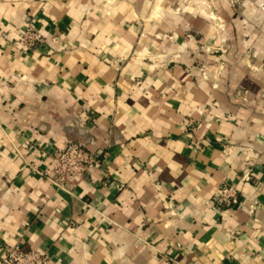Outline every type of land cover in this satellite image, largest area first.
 <instances>
[{
	"label": "crops",
	"instance_id": "1",
	"mask_svg": "<svg viewBox=\"0 0 264 264\" xmlns=\"http://www.w3.org/2000/svg\"><path fill=\"white\" fill-rule=\"evenodd\" d=\"M4 2L0 0V36L11 50L0 45V97H5V84L14 90L8 92L4 106L10 100L25 121L36 115L35 105L43 112L55 104L61 111L59 119L41 120L40 125L21 131L29 165L15 171L9 167L0 178L6 181L0 185V264L16 244L46 253L52 264H81L85 252L90 259L84 264H118L112 259L117 248L114 240L136 224L129 213L138 206L139 215H148L152 204L141 183L143 173L132 161L144 150L169 148H179L177 156L210 175L221 171L226 153L235 151L240 156L251 150L255 160L236 168L219 185L234 187L239 203L219 210L216 195H210L215 208L212 221L204 220L202 230L183 233L191 237L190 253L180 244L169 245L156 258H167L170 264L186 255L191 264L197 260L264 264V14L253 11L258 0H134L138 14L145 12V4L152 5L139 25L125 15L123 5L128 0H61L66 7L39 8L34 13L27 7L22 24L17 10L4 11ZM88 4L93 7L86 8ZM157 4L168 6L169 11L185 5L180 19L188 39L154 27ZM210 4L217 7L201 6ZM27 27L41 34L43 44L31 50L18 44L17 28L23 33ZM135 27L140 31L129 44L125 34ZM193 47L207 49L206 58L191 61L181 51ZM240 54L251 67L222 75L225 63L231 65ZM161 66L167 82L157 88ZM153 92L159 93L156 100ZM153 104L157 111H151ZM113 106L118 118L110 110ZM181 117L190 121L186 133H161L159 126L169 127V120L180 128ZM0 128L8 130L7 125ZM194 135L198 144H193ZM152 136L157 137L154 144ZM70 139L99 154L100 162L66 192L38 173L51 172L56 150ZM4 158L5 145L0 143V169L5 167ZM7 158L14 161L15 156L9 152ZM166 171L171 174L170 167ZM167 187L172 196L162 198L163 207L152 208V217L168 215L169 205L179 206L180 189L173 184ZM158 222L151 219L153 225ZM188 223L197 221L189 218ZM136 231L145 234L149 244L156 238V233L148 236L142 221ZM151 256L148 249H133L128 259L132 264H150Z\"/></svg>",
	"mask_w": 264,
	"mask_h": 264
},
{
	"label": "clouds",
	"instance_id": "2",
	"mask_svg": "<svg viewBox=\"0 0 264 264\" xmlns=\"http://www.w3.org/2000/svg\"><path fill=\"white\" fill-rule=\"evenodd\" d=\"M208 8H216L217 5H201ZM31 7L33 13L39 8L51 9L56 7H66L61 3V0H39V2H33V0H28V3H14V0H6L2 4V8L5 12H10L13 8L19 13V23H23L25 16L23 9ZM86 8L93 7L92 4L85 6ZM100 7V5H97ZM152 5L145 4V12L137 13L134 9V0H128L127 3L123 5L125 9V15L129 19H136L137 24L143 20L144 15L147 11L150 10ZM157 8V13L153 19V25L155 28H166L168 31L182 33L185 39H188V33L183 31L184 25L180 17L183 16L184 4H181L178 9L175 11H169L168 6H163L162 4L155 5ZM246 7L251 8L252 6L246 4ZM253 11H259L261 14H264V0H258V8ZM11 18V17H10ZM227 26H225V31ZM140 31V27H135L132 32L126 33L125 36L129 41V44L133 43L136 37V33ZM152 31L150 27L145 32L144 42L147 43L148 35L147 32ZM154 34V33H153ZM17 35L22 36L23 33L19 32L17 28ZM252 41L256 40V37L253 36ZM23 43V41H18ZM251 43V41L249 42ZM262 46H264V40H261ZM0 45H5V40L0 36ZM11 48L9 47V51ZM130 50L126 47V51ZM182 52H186L191 61H196L198 59L206 58L207 49L199 48H190V49H181ZM203 52V56L201 53ZM6 56L7 53H4ZM244 61V63H241ZM251 65L247 64V58L240 54L237 57L232 58V63L229 65L225 63V67L222 70V75H231L234 70H243ZM264 68V65L261 66ZM189 73L192 74L191 65L189 67ZM159 80L157 81V88L162 84H166L167 77L163 75V66H161L159 73ZM155 78V76H154ZM7 79V78H6ZM219 86V82H217ZM5 88V97H0V125H7V131H3V128H0V133L3 134L4 139L0 141L5 145V158L3 169H0V178H2L5 172L8 171V168L11 167L12 171H15L16 168L20 165H29L30 157H28L24 152V145L27 141L21 142L19 139L21 131L25 128L40 125L41 120L47 122L49 119L56 120L59 119L58 113L61 111L58 106L53 104L46 111H41L39 105L33 107V111L36 115L31 120L25 121L21 116L20 110L17 106L13 105L9 100L7 106H4V99L7 97L9 91L7 85H4ZM159 93L153 92V99L158 98ZM117 118L119 116L117 110L113 106L110 109ZM151 111H157L155 104H153ZM151 115V112H149ZM67 117H65V120ZM131 119H138L137 116H132ZM195 119V117H193ZM61 124L64 123V120L60 121ZM155 123V121H153ZM190 121H185L181 117V127L177 128L174 121L169 120V127L164 128L163 125H160L161 133L171 134L172 132H185L187 130V125ZM145 126L151 127L152 125L146 124ZM110 127V126H109ZM13 128H18L19 131H13ZM203 130V125L201 129ZM101 136L105 133H101ZM85 137V141H87ZM157 141L156 136L150 138L151 143ZM193 144H198V139L194 135ZM186 146V145H185ZM179 151V148H169V149H154L153 152H148L147 150L142 151L140 158L132 161V164L139 166V171L143 173L141 178V183L144 185L145 191L149 194L147 199L152 200V204L149 205V214L148 215H139L142 211L138 206L136 210L132 213H129L130 216L136 217V224L133 225L132 229L125 230L121 236L117 237L114 240V244L117 245L115 255L112 257L113 260H116L118 264H132L128 259V255L131 254L133 249H139L144 251L148 249L152 252L150 264H170L167 258L157 259L156 253L161 252L163 249H166L169 245L175 246L180 244L184 246L185 251H191V237L185 238L183 236L184 232H193L197 229L202 230L201 225L204 220L212 221V216L214 215L215 208L213 203L210 201V195H222L219 192V185L222 180H224L229 175H234V171L238 167H244L245 164L253 163L255 160V154L251 150H246L243 155L237 156L235 151L226 153L222 162H221V171L219 173L209 174L207 170L204 172H199L195 169L194 163H190L187 158L177 156L176 153ZM13 153L15 156L14 161H9L7 158V153ZM194 154L197 153V149H193ZM133 155L135 153L133 152ZM175 156V160L173 157ZM198 159V155H194V160ZM131 160V157L126 159V165L128 161ZM179 161V162H176ZM145 165H147L145 167ZM171 168V174L169 175L166 171L167 168ZM139 175V172L133 174V179ZM187 176V179H185ZM163 180V182H161ZM183 180V187H181V181ZM6 181L0 179V185L5 184ZM167 184L175 185L179 190L176 194V199L179 202V206L169 205V214L164 217H152L151 210L153 207H163L164 196H172V192L167 187ZM185 201L187 204L185 206ZM189 218L197 221V223H188ZM151 219H157L159 222L155 225L151 224ZM141 221L144 225L148 226V236H151L153 233H156V238L152 239V243L147 242L145 234L137 232L136 228L140 226ZM179 233V234H178ZM90 257L87 252H85L81 264H84ZM171 264H191L190 258L186 255L184 258L177 257V259ZM195 264H201V261L197 260Z\"/></svg>",
	"mask_w": 264,
	"mask_h": 264
},
{
	"label": "built area",
	"instance_id": "3",
	"mask_svg": "<svg viewBox=\"0 0 264 264\" xmlns=\"http://www.w3.org/2000/svg\"><path fill=\"white\" fill-rule=\"evenodd\" d=\"M23 43L18 44L26 50L43 44L41 34L33 28L27 27L19 38ZM52 169L48 173H38L39 176L54 185L56 188L71 192L75 186L94 170L99 162L97 153L89 152L77 141H67L65 146L56 150L52 158ZM222 195L215 196V205L219 210H229L239 203V195L232 186L222 185L219 188ZM2 264H52L46 253L24 250L21 245L16 244L9 248Z\"/></svg>",
	"mask_w": 264,
	"mask_h": 264
},
{
	"label": "water",
	"instance_id": "4",
	"mask_svg": "<svg viewBox=\"0 0 264 264\" xmlns=\"http://www.w3.org/2000/svg\"><path fill=\"white\" fill-rule=\"evenodd\" d=\"M71 140V139H70ZM79 143H81V142H79ZM82 144V143H81ZM83 145V144H82ZM84 146V145H83ZM85 147V146H84ZM86 149V148H85Z\"/></svg>",
	"mask_w": 264,
	"mask_h": 264
}]
</instances>
